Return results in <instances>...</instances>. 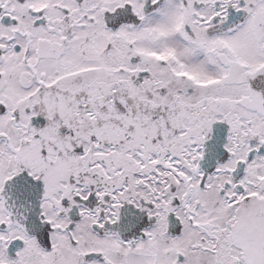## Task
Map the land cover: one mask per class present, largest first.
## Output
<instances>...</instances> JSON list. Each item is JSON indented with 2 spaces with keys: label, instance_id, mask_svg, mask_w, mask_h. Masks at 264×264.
I'll return each instance as SVG.
<instances>
[{
  "label": "snow or ice",
  "instance_id": "snow-or-ice-1",
  "mask_svg": "<svg viewBox=\"0 0 264 264\" xmlns=\"http://www.w3.org/2000/svg\"><path fill=\"white\" fill-rule=\"evenodd\" d=\"M0 264H264V0H0Z\"/></svg>",
  "mask_w": 264,
  "mask_h": 264
}]
</instances>
